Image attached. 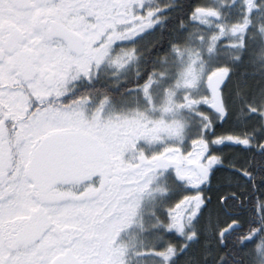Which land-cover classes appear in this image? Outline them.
<instances>
[{"label":"snow or ice","instance_id":"snow-or-ice-1","mask_svg":"<svg viewBox=\"0 0 264 264\" xmlns=\"http://www.w3.org/2000/svg\"><path fill=\"white\" fill-rule=\"evenodd\" d=\"M0 264H264V0H0Z\"/></svg>","mask_w":264,"mask_h":264},{"label":"trees","instance_id":"trees-1","mask_svg":"<svg viewBox=\"0 0 264 264\" xmlns=\"http://www.w3.org/2000/svg\"><path fill=\"white\" fill-rule=\"evenodd\" d=\"M228 128H229V125L228 124H225V125L222 126L221 131H225Z\"/></svg>","mask_w":264,"mask_h":264}]
</instances>
